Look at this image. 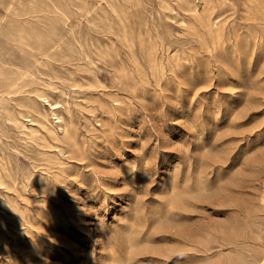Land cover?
Segmentation results:
<instances>
[{
  "label": "rangeland",
  "instance_id": "374dc122",
  "mask_svg": "<svg viewBox=\"0 0 264 264\" xmlns=\"http://www.w3.org/2000/svg\"><path fill=\"white\" fill-rule=\"evenodd\" d=\"M183 1L0 0V264H264V0Z\"/></svg>",
  "mask_w": 264,
  "mask_h": 264
},
{
  "label": "bare ground",
  "instance_id": "6f19581e",
  "mask_svg": "<svg viewBox=\"0 0 264 264\" xmlns=\"http://www.w3.org/2000/svg\"><path fill=\"white\" fill-rule=\"evenodd\" d=\"M200 4L196 3V1L193 0H184L183 1V8L186 12L189 13L190 17L194 20V27L197 28L198 31L202 30V32L209 36L210 39L213 41V43H223L225 39V29L223 26L217 25V23L214 21V8L215 6L213 4V0H200ZM168 3V2H167ZM252 3V2H251ZM170 4V3H169ZM255 4V3H254ZM172 7V6H171ZM264 8V7H263ZM260 9V8H259ZM164 10V9H163ZM173 10H175L173 8ZM176 11V10H175ZM262 11V10H260ZM255 13V12H254ZM256 14V13H255ZM263 15V14H262ZM190 20V19H189ZM196 33V32H195ZM207 40V39H206ZM241 40V39H239ZM207 46V45H206ZM157 66V65H156ZM158 68L162 69L163 65L157 66ZM13 82V81H12ZM9 84V83H8ZM14 84V83H12ZM16 84V83H15ZM7 85V84H6ZM9 87V86H8ZM7 87V88H8ZM15 88V85L12 89ZM18 88V87H17ZM16 88V89H17ZM11 89V88H10ZM11 89V90H12ZM10 90V91H11ZM55 105V104H54ZM62 106V105H61ZM64 106V105H63ZM62 106V107H63ZM55 109V108H53ZM52 109V110H53ZM58 111V110H57ZM57 111L52 112V114L55 115L56 120L59 121L60 128L62 131L67 133V130L65 128L64 124V118L57 113ZM63 111V110H62ZM61 111V112H62ZM32 114V113H31ZM63 115V112L61 113ZM30 115V114H29ZM53 116V115H52ZM35 117V116H34ZM37 118V117H36ZM35 118V119H36ZM39 118V117H38ZM31 119V118H30ZM55 120V119H54ZM13 121V120H12ZM57 121V122H58ZM56 122V123H57ZM54 123V122H53ZM56 126V125H55ZM58 126V124H57ZM28 128V127H27ZM56 128V127H55ZM59 128V130H60ZM49 133L54 134V131L52 129H48ZM61 132V131H59ZM57 134V133H56ZM60 135V134H59ZM69 139H72L71 137H68ZM121 143V142H120ZM206 150V148H205ZM7 164V163H6ZM8 166V165H7ZM9 168V167H8ZM1 169V168H0ZM194 169V168H193ZM2 172V171H1ZM0 172V173H1ZM14 174V173H13ZM3 176V173H2ZM4 177V176H3ZM5 180V179H4ZM7 180V179H6ZM48 213V212H47ZM156 216V215H155ZM155 218V217H154ZM164 218V217H163ZM193 218V217H192ZM166 220V218H165ZM164 221V220H163ZM166 222V221H165ZM176 230V229H175ZM153 231V230H152ZM183 232H181L182 234ZM176 235V234H175ZM179 235V234H178ZM177 236V235H176ZM187 237V236H186ZM170 238V237H169ZM175 238V237H174ZM180 239V238H179ZM180 242V241H179ZM168 247V246H167ZM30 252V251H29ZM168 252V251H167ZM28 253V252H27ZM30 255V254H29Z\"/></svg>",
  "mask_w": 264,
  "mask_h": 264
}]
</instances>
